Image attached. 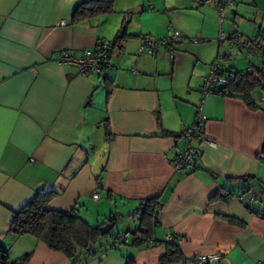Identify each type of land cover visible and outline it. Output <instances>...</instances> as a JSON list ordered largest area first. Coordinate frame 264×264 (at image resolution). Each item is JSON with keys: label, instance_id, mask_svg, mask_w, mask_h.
<instances>
[{"label": "crops", "instance_id": "0c3cea01", "mask_svg": "<svg viewBox=\"0 0 264 264\" xmlns=\"http://www.w3.org/2000/svg\"><path fill=\"white\" fill-rule=\"evenodd\" d=\"M88 1L0 0V245L8 249V260L30 254L28 264H71L35 238L9 231L12 214L36 192L55 191L50 210L76 209L94 225L117 216L113 228L120 223L124 235L136 229L131 220L139 201L159 199L154 246L106 250L86 264H124L128 255L135 264H159L168 236L178 239L183 256L176 264L214 255L221 259L212 264L264 262V219L256 215L264 214V105L251 111L237 98H201L202 81L221 56L214 37L201 39L202 27L193 38L174 29L180 39L153 55L138 52L147 36L139 32L135 42L111 49L101 77H81L59 65L61 52L80 55L97 43L111 44L110 27L130 36L133 14L160 9L158 0L148 6L147 0H115L117 16L75 23L76 9ZM234 1L236 7L226 11L232 21L252 14L248 5L258 7L254 0ZM210 8L200 10L201 25L209 15L215 26ZM162 11L173 9L164 5ZM249 19L259 36L258 19ZM250 67L262 64L251 60ZM199 105L214 146L194 142L197 166L182 175L170 161L184 149L181 133L193 125ZM251 191L260 198L247 207Z\"/></svg>", "mask_w": 264, "mask_h": 264}, {"label": "trees", "instance_id": "16d2710c", "mask_svg": "<svg viewBox=\"0 0 264 264\" xmlns=\"http://www.w3.org/2000/svg\"><path fill=\"white\" fill-rule=\"evenodd\" d=\"M115 0H93L81 4L73 15V21L83 22L96 19L100 16L110 15L113 12ZM124 30L110 44L111 49L118 47L124 40ZM228 61V58H222ZM214 64V63H213ZM212 64V65H213ZM210 66V69L212 67ZM247 70H235V79L226 84L217 96L237 98L242 101L249 110L258 111L261 105L255 101L256 90L264 94V67ZM202 88V85H201ZM183 133V132H182ZM181 133V136H182ZM177 137L173 134H166ZM264 153V144L262 148ZM197 158L200 155L197 153ZM198 161V160H197ZM197 162L195 164V168ZM249 179H241L246 183ZM58 196L55 191L36 192L33 198L21 209L12 214L9 231L14 236H31L43 243L50 251L62 254L71 264H86L90 258L106 250L121 251L122 249H141L154 246L153 236L157 225L161 204L158 198L139 201L136 212L138 227L131 237L112 238V244L105 246L103 239L109 235L101 233V227L107 223L115 224L117 216L110 217L106 222L91 226L80 217L76 209L68 212L53 211L48 204ZM264 215V214H263ZM237 224V223H236ZM165 252L159 260V264H176L183 261L178 239L172 237L171 242H164ZM8 249L0 245V264H28L31 255L25 254L16 261L8 260ZM124 264H135L133 256H123Z\"/></svg>", "mask_w": 264, "mask_h": 264}, {"label": "built area", "instance_id": "2783aa9c", "mask_svg": "<svg viewBox=\"0 0 264 264\" xmlns=\"http://www.w3.org/2000/svg\"><path fill=\"white\" fill-rule=\"evenodd\" d=\"M196 3L198 6L208 5L213 7L218 15L220 27L224 19H228L226 13L227 9L235 6L234 0H196ZM123 23H127L126 17ZM60 25L64 26V23L61 22ZM261 38V36L246 38L238 32H234L231 35L221 33L219 41H228L230 50L234 51L237 56H242L248 61V68L246 70L250 71L251 60H253L254 57L262 58V67H264V51ZM178 39H180V34L176 31L172 32L170 30L168 31L166 38L159 41L153 39L152 37L144 36L141 38L138 52L141 54L153 55L158 52L161 46H170ZM110 52V45L100 42L97 43L94 48L84 50L80 55H73L69 52L63 51L60 53L58 63L63 67L76 69L81 77H87L88 75L101 77L103 75L105 64L110 56ZM170 59H173V55H170ZM234 79V71L230 68L228 63L222 66L219 62H215L208 75L202 81L201 98L204 99L209 95H222L220 94L222 88ZM256 93L254 97L255 101L257 104L262 105L264 103V94L261 90H256ZM205 121L206 117L202 114V108L201 105H199L193 125L184 130L182 133L181 138L184 141V149L177 153L170 161L174 172L182 175H188L195 169V164L198 160V152L193 146L194 142L197 141L214 146L213 139L207 137L204 133ZM91 198L94 202L98 200L97 191L93 192ZM234 198L239 203L243 201L242 196H235ZM259 198L260 195L258 193L251 191L249 198L246 200L247 207H250V205ZM256 215L259 218L264 219L263 214L257 213ZM122 237L126 238L128 237V234ZM166 241L171 242L172 236H168ZM220 259L221 255L209 257L198 256L189 259L186 264H212ZM257 264H264V262H259Z\"/></svg>", "mask_w": 264, "mask_h": 264}, {"label": "rangeland", "instance_id": "374dc122", "mask_svg": "<svg viewBox=\"0 0 264 264\" xmlns=\"http://www.w3.org/2000/svg\"><path fill=\"white\" fill-rule=\"evenodd\" d=\"M152 1L147 0L145 2L146 6H148L150 4L153 5L154 3ZM254 2L258 3L257 8L252 7V4L247 6L249 9H252V12H253L252 14L249 13L244 18L241 16L242 19L240 17H238V18L236 17V20L232 21V19H231L232 18V12H231L228 19H224V21H223L224 24H223V27L221 29L219 27V24H218V21H219L218 15L211 6H208V5L198 6V4L196 3V0L195 1H193V0H158V5H159L160 9H156V12L155 11L152 12L153 10L149 9L150 11L151 10L152 11L151 12L145 11L142 14L136 13V14H133L131 16V18H133V21L131 23V25H132L131 33L132 34H130V36H126L123 41L124 42H135L137 37H134V35L139 34V32H141L142 34H145V35L147 34L148 37H152L153 39H155L156 37H154L155 35L151 36L152 34L162 32V34H163L162 39H164V38H166L168 31L170 30V31L174 32L173 31L174 29L179 30V31H180V29H186L187 31L192 32L190 34V36H188V38H193V37L197 36L198 32L201 30V27H202L203 30H201V31H203L204 35L201 37V39L209 40V39H211V36L214 37L215 41L219 45H221V49L219 51L220 55L222 56L223 54H225L227 56H231L229 61L222 59V57L220 56L216 62H219L220 65H222V66H224L228 62V64H230V66H234V68L236 70H241V71L246 70V67L248 68V61L242 56H237L234 51L230 50L228 41L220 42L219 37H220L221 33L228 35V34L234 33V32H238L239 34L244 35V37L249 36V38L255 36L253 34L256 31H258V27L253 28V24L252 23L249 24V22L247 21L249 18L253 21L254 16H255V19H258L257 23H259V25H261V27L263 28L262 33H259V37L260 36L264 37V0H254ZM164 5L168 8V10L173 9V11H170V13H168V14L162 13L163 12L162 9L164 8ZM210 7L215 12L216 17H217L216 22H215V26H214V24H212L210 22L212 20H211V16H209V15L206 16V18L209 19V21H206L204 25L203 24L201 25V19H202V17H201V11L202 10L201 9H207V8L209 9ZM234 7H236V6H234ZM113 12L109 15V17L117 16V12L114 14H113ZM105 16H108V15H105ZM124 18H125V16L123 17V22H124ZM233 22L235 25L233 24ZM134 23H136L135 28L133 27ZM240 23H244V27H242L243 30H242L241 26L239 25ZM121 28L119 30H117V29L113 30L110 27L109 34L112 37L107 42H113L114 39L119 35ZM167 28H170V29L167 30ZM244 29L247 32L245 34H248V35H245L242 33V32H244ZM214 31H215V34H214ZM150 33H152V34H150ZM257 37H258V35H257ZM155 40L159 41L160 39L158 37ZM261 40H262L261 42L263 43V46H264V39L261 38ZM217 43H216V45H217ZM105 44H108V43H105ZM138 46L139 45H137V49L139 48ZM113 50H115V49H113ZM263 51H264V49H263ZM209 56L210 55L208 54V57ZM215 56H216V51H215L214 57ZM252 61H253L254 66L255 65L261 66V64L263 63V59L258 58V57H254ZM203 67H205V66H203ZM209 71H210V67H209L206 75H208ZM256 95H257V93H256ZM262 105H264V103ZM249 196H250V194L247 196V198H249ZM91 200H92V198H91ZM78 210H79V208H78ZM81 210H82V213H84L86 211V208L80 207V211ZM133 218H134V220L132 219L131 221H133L134 224L137 223V225H138V221H137L138 216L133 215ZM89 224L91 226H93L95 223H94V221H92V223H89ZM137 225H136V229L138 227ZM94 226H96V225H94ZM120 227H121L120 223H118L117 226H115L110 231L109 235L103 239L102 244L104 246H105V244L111 245L113 237H116L118 235L121 237L124 235V231H121L122 229L120 230ZM133 232L131 231L129 233V237H131V234Z\"/></svg>", "mask_w": 264, "mask_h": 264}, {"label": "water", "instance_id": "95a60500", "mask_svg": "<svg viewBox=\"0 0 264 264\" xmlns=\"http://www.w3.org/2000/svg\"><path fill=\"white\" fill-rule=\"evenodd\" d=\"M113 224L111 223H107L106 225H104L103 227H101V233L103 235L108 234L112 229H113Z\"/></svg>", "mask_w": 264, "mask_h": 264}]
</instances>
